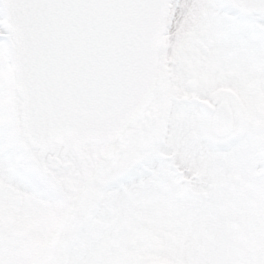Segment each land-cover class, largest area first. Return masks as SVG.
I'll return each mask as SVG.
<instances>
[{"label":"snow or ice","instance_id":"6c2138e0","mask_svg":"<svg viewBox=\"0 0 264 264\" xmlns=\"http://www.w3.org/2000/svg\"><path fill=\"white\" fill-rule=\"evenodd\" d=\"M0 264H264V0H0Z\"/></svg>","mask_w":264,"mask_h":264}]
</instances>
